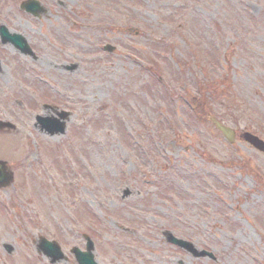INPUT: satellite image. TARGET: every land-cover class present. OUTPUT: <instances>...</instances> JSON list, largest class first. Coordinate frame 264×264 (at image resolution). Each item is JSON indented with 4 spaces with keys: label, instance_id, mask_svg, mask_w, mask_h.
I'll use <instances>...</instances> for the list:
<instances>
[{
    "label": "rangeland",
    "instance_id": "obj_1",
    "mask_svg": "<svg viewBox=\"0 0 264 264\" xmlns=\"http://www.w3.org/2000/svg\"><path fill=\"white\" fill-rule=\"evenodd\" d=\"M20 1L0 0V18L38 59L16 52V138L2 147L16 154V178L0 189V264H49L40 235L66 254L56 264H76L69 249L84 247L82 233L99 264H264V153L239 137L264 139V0H40L39 18ZM74 59L78 68L61 69ZM68 101L64 135L31 129L42 103ZM206 113L236 130L232 145ZM33 141L54 143L35 171ZM125 187L134 193L123 200ZM162 229L216 260L165 242Z\"/></svg>",
    "mask_w": 264,
    "mask_h": 264
},
{
    "label": "flooded vegetation",
    "instance_id": "obj_2",
    "mask_svg": "<svg viewBox=\"0 0 264 264\" xmlns=\"http://www.w3.org/2000/svg\"><path fill=\"white\" fill-rule=\"evenodd\" d=\"M4 23L10 35L16 33V29L11 28L13 24L10 26L11 22L4 21ZM24 58L28 57L24 56ZM26 68L27 72L25 71ZM28 70L29 68L25 66L24 72L29 73ZM29 71H31V69ZM48 111L50 113L53 112L49 109ZM35 116L33 122L34 130H36L37 133L47 136L44 132L40 131L41 123H36ZM13 138H16V45L6 38L3 40L0 38V139L2 140V143H0V160L6 162V169L12 170L15 179L16 154H14V156L6 155L2 149V147L10 143V140ZM45 147L39 151L38 146L34 144L36 153H33V160L37 158L39 161L41 160V162L39 164L37 162L33 164V171L37 170V165L45 166L43 163V160L46 159L44 151H47V148ZM14 149L16 150V146ZM12 166L14 168H12Z\"/></svg>",
    "mask_w": 264,
    "mask_h": 264
},
{
    "label": "water",
    "instance_id": "obj_3",
    "mask_svg": "<svg viewBox=\"0 0 264 264\" xmlns=\"http://www.w3.org/2000/svg\"><path fill=\"white\" fill-rule=\"evenodd\" d=\"M20 7L35 15H38L39 13L44 11V8L39 4L37 0H24L20 4ZM16 46L22 49V51H26V52L29 51V48L26 45L24 39L19 34H16ZM207 118L215 125L217 129H219L222 132L224 137L229 142H233L234 131L230 127L222 125L215 117H213L210 114L207 116ZM58 128L62 130V126H59ZM243 138L246 141H248L250 144H252L254 147H256L257 149L264 150V142L261 139H259L257 136L249 132H245L243 133ZM1 169H2V166L0 165V176L3 175L5 178L9 179L8 177L9 175L7 173L1 174ZM7 179L4 181H2L1 179L0 186L5 185L8 182ZM162 235L167 242H170L172 244L179 246L180 248L184 249L186 252L190 253L192 256L196 258L208 257V258L215 259L212 252L206 251L204 249L196 248L192 242L174 236L172 232L169 230H163ZM39 248L43 251L44 254L50 257V262L52 263L58 260H61L63 258V254H62V251L60 250V247L54 241L49 242L45 240L44 238H41ZM91 249H92V242L89 239H87V251L82 252L76 247L72 249V252L75 254V258L78 264H96V262L93 259V255L91 253ZM11 250H12V247H8V251L10 252Z\"/></svg>",
    "mask_w": 264,
    "mask_h": 264
}]
</instances>
